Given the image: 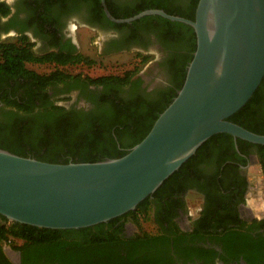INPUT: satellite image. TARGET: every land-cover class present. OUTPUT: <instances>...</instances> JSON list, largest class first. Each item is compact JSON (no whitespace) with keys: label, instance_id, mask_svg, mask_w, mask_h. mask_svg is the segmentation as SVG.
I'll use <instances>...</instances> for the list:
<instances>
[{"label":"flooded vegetation","instance_id":"af4514ba","mask_svg":"<svg viewBox=\"0 0 264 264\" xmlns=\"http://www.w3.org/2000/svg\"><path fill=\"white\" fill-rule=\"evenodd\" d=\"M192 1L105 0L113 17L135 12L151 2L187 13ZM141 19L115 23L106 15L102 0H0V45L30 47L39 59L55 56L54 60L26 61L24 69L41 77L62 73L83 79L81 83L74 79L51 82L43 88L34 77L0 73V120L15 110L3 102L7 95H37L33 96L35 113L50 103L68 111L99 113L111 106L103 97L166 101L181 83L178 70L189 53V38L180 42L176 37L162 38L156 32L161 28L156 19L146 23L151 30ZM83 29L93 34L99 55L152 56L134 77L141 78L139 86L118 90L89 84L85 79L90 76L68 72L91 67L61 62L67 55L80 53L79 33ZM71 46L76 47L73 53L69 52ZM5 54L0 48V62L6 61ZM256 92L244 118L253 127L262 128L264 79ZM205 143L183 174L151 195L142 207L86 230L89 236H105L107 240H85L78 235L56 240L54 246H41L15 237L0 242V264H248L245 254L252 239L264 235V145L224 134Z\"/></svg>","mask_w":264,"mask_h":264},{"label":"water","instance_id":"95a60500","mask_svg":"<svg viewBox=\"0 0 264 264\" xmlns=\"http://www.w3.org/2000/svg\"><path fill=\"white\" fill-rule=\"evenodd\" d=\"M160 16L194 29L197 47L182 88L147 136L119 158L48 163L0 148V216L49 230H79L134 211L217 134L264 145V135L229 121L264 79V0H199L195 19Z\"/></svg>","mask_w":264,"mask_h":264},{"label":"trees","instance_id":"16d2710c","mask_svg":"<svg viewBox=\"0 0 264 264\" xmlns=\"http://www.w3.org/2000/svg\"><path fill=\"white\" fill-rule=\"evenodd\" d=\"M198 2L199 0H193L187 13L175 9L170 10L162 2H151L139 7L135 12L127 13L124 16L114 14V16L116 18H128L144 10L161 9L170 15L194 20ZM154 19L161 24V28L156 32L162 38L176 37L179 42L183 37L189 38L186 40L189 43V53L186 57H183L185 60L184 65L178 70L180 75H182L181 83L178 85L176 92L168 97L166 101L162 98L157 99L154 97L150 99L142 97L131 98L129 100L117 96L112 99L103 97V100L110 101L111 106L109 109L99 111V113L68 111L64 107L53 103L44 104V109L35 113L33 96L37 95L24 94L16 98H13L12 95H7L6 98H3V102H5L6 107L14 108L15 110H9L8 116L0 120V148L22 157H32L39 161L58 164H67L69 162L93 163L126 155L131 148L147 136L159 115L177 96L186 78L187 68L185 69L184 67H187L193 59V54L197 47L194 29L188 25L152 16L144 17L140 22L145 23L146 29L151 30L153 27L149 24L146 25V23ZM0 48L6 50L4 55L6 61L0 62V73L2 75L8 74L14 78L22 76H26V78L34 77L41 82L43 88L51 82L52 84L59 83L65 79H74L78 83L83 80L81 75L71 76L62 73H53L50 76L41 77L24 69L26 61L54 60V55L39 59L34 56L30 47L24 48L9 44L0 45ZM74 51H76V47L71 46L69 52L73 53ZM136 57L143 66L152 56L138 53ZM61 62L84 63L88 66L94 64L93 59L80 53L74 56L67 55L66 59ZM140 70V67H136L131 71L124 72L122 75H106L95 79L86 77L85 80L89 84L116 87L118 90L122 86L133 85L136 87L141 83V78L138 77L136 80L134 77L138 75ZM78 83L76 84L79 85ZM76 84L74 86H77ZM256 96L257 92L240 111L230 117L229 121L256 134L264 135V127L255 128L247 121L248 119L244 118ZM224 135L229 136L227 134ZM194 158L195 155L169 177L156 193L166 187L170 181L180 177ZM149 198L140 203L138 207H142ZM0 221V242H9L11 239L19 237L30 241L34 245L54 246L55 244L53 243L56 240L73 239L77 238L78 235L85 240H107L105 236L87 235L86 230L93 229L94 226L79 230H49L10 222L1 216ZM251 243V246L248 247L249 250L245 254L246 262L248 264H264V235H261L256 241L252 239Z\"/></svg>","mask_w":264,"mask_h":264},{"label":"rangeland","instance_id":"374dc122","mask_svg":"<svg viewBox=\"0 0 264 264\" xmlns=\"http://www.w3.org/2000/svg\"><path fill=\"white\" fill-rule=\"evenodd\" d=\"M92 36L93 34L87 31V29H83L79 33V50L83 56H88L93 59L94 64L91 67L81 66L79 68L68 70L69 73H80L90 77H98L110 74L122 75L124 72L131 71L136 67H140V71L143 70L145 65L142 66L140 60L133 53H117L106 56L99 55L98 47L95 42L96 39L92 40Z\"/></svg>","mask_w":264,"mask_h":264}]
</instances>
